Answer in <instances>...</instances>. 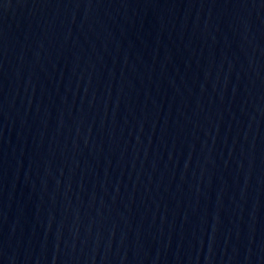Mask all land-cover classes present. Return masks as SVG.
<instances>
[{"label": "water", "instance_id": "water-1", "mask_svg": "<svg viewBox=\"0 0 264 264\" xmlns=\"http://www.w3.org/2000/svg\"><path fill=\"white\" fill-rule=\"evenodd\" d=\"M0 264H264V0H0Z\"/></svg>", "mask_w": 264, "mask_h": 264}]
</instances>
